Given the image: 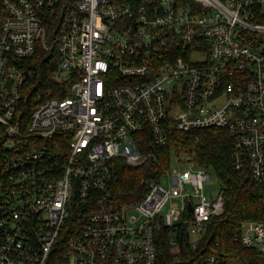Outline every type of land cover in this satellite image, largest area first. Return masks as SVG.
I'll use <instances>...</instances> for the list:
<instances>
[{
	"label": "built area",
	"instance_id": "built-area-1",
	"mask_svg": "<svg viewBox=\"0 0 264 264\" xmlns=\"http://www.w3.org/2000/svg\"><path fill=\"white\" fill-rule=\"evenodd\" d=\"M0 18V264H157L156 231L188 225L193 249L224 211L213 177L182 153L116 211L115 160L170 134L229 131L233 168L264 184V0H4ZM55 48L50 87L35 92L21 59ZM55 83L66 85L58 94ZM57 94V95H56ZM172 163V159H171ZM189 206L192 210L189 211ZM188 217V218H187ZM264 253V221L234 239ZM203 264H222L210 255ZM226 264H238L227 262Z\"/></svg>",
	"mask_w": 264,
	"mask_h": 264
},
{
	"label": "trees",
	"instance_id": "trees-1",
	"mask_svg": "<svg viewBox=\"0 0 264 264\" xmlns=\"http://www.w3.org/2000/svg\"><path fill=\"white\" fill-rule=\"evenodd\" d=\"M0 0V18L6 14ZM264 24V14L255 19ZM59 55L55 48L46 50L42 45L34 56L17 62L33 79L29 83L35 92L48 89L50 76L59 64ZM54 91L58 94L66 85L55 83ZM56 94V95H57ZM146 141L144 151L151 150L157 156V162H147L133 167L121 158L115 160L111 192L113 207L120 211L125 207L139 204L147 194L146 181H158L162 171L171 164V156L182 153L191 155L198 168L213 172L222 183L221 193L224 197L223 213L212 219L209 227L199 239L198 249H193L188 225L177 230L176 245L171 243V229L160 228L156 231L157 264H203L210 255H216L222 264L235 262L238 264H264V253L257 249H249L234 239L239 236L245 222L264 221V184L253 181L248 168L236 171L233 168V141L226 129L211 128L191 132H173L166 146L153 143L149 130L141 136ZM146 147V149H145ZM7 153L5 142L0 138V170L4 166ZM188 218V217H187ZM174 247L177 250H174ZM55 261L50 264H66L61 256L54 255Z\"/></svg>",
	"mask_w": 264,
	"mask_h": 264
},
{
	"label": "rangeland",
	"instance_id": "rangeland-1",
	"mask_svg": "<svg viewBox=\"0 0 264 264\" xmlns=\"http://www.w3.org/2000/svg\"><path fill=\"white\" fill-rule=\"evenodd\" d=\"M259 37L261 41H263L264 43V32L259 33ZM171 159H172L171 168L173 169L177 166L178 158L175 156V154H173L171 156ZM210 173L213 179L212 181L205 183L204 192L209 200H215L218 197V195L221 193L222 183L216 174H214L212 171ZM174 250L176 251L177 248L174 247Z\"/></svg>",
	"mask_w": 264,
	"mask_h": 264
},
{
	"label": "water",
	"instance_id": "water-1",
	"mask_svg": "<svg viewBox=\"0 0 264 264\" xmlns=\"http://www.w3.org/2000/svg\"><path fill=\"white\" fill-rule=\"evenodd\" d=\"M192 210V206H189V211H191Z\"/></svg>",
	"mask_w": 264,
	"mask_h": 264
}]
</instances>
